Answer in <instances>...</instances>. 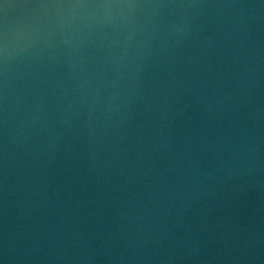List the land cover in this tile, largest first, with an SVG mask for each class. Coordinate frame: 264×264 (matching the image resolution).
<instances>
[{"label":"water","instance_id":"obj_1","mask_svg":"<svg viewBox=\"0 0 264 264\" xmlns=\"http://www.w3.org/2000/svg\"><path fill=\"white\" fill-rule=\"evenodd\" d=\"M3 264H264V0H4Z\"/></svg>","mask_w":264,"mask_h":264},{"label":"snow or ice","instance_id":"obj_2","mask_svg":"<svg viewBox=\"0 0 264 264\" xmlns=\"http://www.w3.org/2000/svg\"><path fill=\"white\" fill-rule=\"evenodd\" d=\"M0 5H2L5 8L8 6L6 3H4V0H0Z\"/></svg>","mask_w":264,"mask_h":264},{"label":"clouds","instance_id":"obj_3","mask_svg":"<svg viewBox=\"0 0 264 264\" xmlns=\"http://www.w3.org/2000/svg\"><path fill=\"white\" fill-rule=\"evenodd\" d=\"M0 264H3V262H2V261H0Z\"/></svg>","mask_w":264,"mask_h":264}]
</instances>
